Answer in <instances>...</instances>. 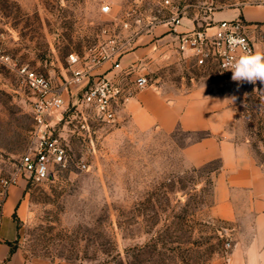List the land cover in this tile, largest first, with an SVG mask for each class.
Instances as JSON below:
<instances>
[{
	"label": "rangeland",
	"instance_id": "rangeland-1",
	"mask_svg": "<svg viewBox=\"0 0 264 264\" xmlns=\"http://www.w3.org/2000/svg\"><path fill=\"white\" fill-rule=\"evenodd\" d=\"M167 1L0 0V211L7 197H17L18 223L11 242L0 239V264H211L232 248L230 225L211 210L218 160L193 165L183 153L202 133L143 126L126 112V101L114 122L100 121L81 103L77 88L68 104L76 117L61 128L67 165L38 183L20 170V156L31 144L33 97L18 66L58 84L70 77L69 54L86 62L109 54L93 70L107 73L148 18L165 19L176 11L204 27L221 13L241 10L235 20L246 24L242 8L264 7V0ZM104 2L107 13L100 9ZM254 24L256 52L264 53V22ZM142 72L140 66L126 76L132 93L141 90L135 79ZM183 72L200 76L203 70L191 66ZM179 76L171 61H156L147 74L150 83L161 77L175 84ZM255 85L244 82V93L236 95L235 131L264 164V93ZM82 116L87 128L80 127ZM11 177L16 183L5 187Z\"/></svg>",
	"mask_w": 264,
	"mask_h": 264
},
{
	"label": "crops",
	"instance_id": "crops-1",
	"mask_svg": "<svg viewBox=\"0 0 264 264\" xmlns=\"http://www.w3.org/2000/svg\"><path fill=\"white\" fill-rule=\"evenodd\" d=\"M239 13L241 10L221 13L213 23L235 19ZM242 13L246 30L253 37L254 23L264 22V7L242 8ZM170 17L148 18L143 32L132 38L131 49L119 62L123 67L141 66L147 77L156 61H171L180 68L179 80L169 84L158 77L148 87L132 93L133 84L127 75H121L120 83L128 95L125 110L131 117L139 118L143 126L165 132L180 128L190 134L202 133L184 146L183 153L193 165L218 160V167L213 170L211 210L233 231L232 248L211 264H264V164L248 150V139H240L235 131V121L240 117L236 95L244 93V83L231 90L213 68L202 69L200 76L185 74L183 70L196 65L177 53L175 38L177 33L196 26L183 18L174 23ZM114 72L109 70L106 74ZM255 84L264 93V83ZM16 199L7 197L0 211V239L4 243L11 242L17 233L18 223L13 217Z\"/></svg>",
	"mask_w": 264,
	"mask_h": 264
},
{
	"label": "built area",
	"instance_id": "built-area-1",
	"mask_svg": "<svg viewBox=\"0 0 264 264\" xmlns=\"http://www.w3.org/2000/svg\"><path fill=\"white\" fill-rule=\"evenodd\" d=\"M165 3L168 1L165 0ZM100 9L103 13L109 12V3H102ZM175 13L176 11H173L170 20L179 23L180 18ZM124 27H127V23H124ZM239 39L246 43L247 51L256 53L255 41L247 32L245 24L235 19H222L204 27H194L177 33L175 49L180 56L192 59L197 67L213 68L223 77L225 84L234 90L238 82L231 79L232 73L228 65L245 51L235 46ZM108 58L109 54H100L86 62L75 53L69 54L70 77L58 84L27 65L17 67L22 82L30 89L33 97L31 144L19 160L20 170L32 182L50 180L57 168L65 167L68 163L67 143L64 141L61 128L76 117L68 112V104L69 94L77 88L82 87L78 91L80 101L92 110L96 119L104 122L116 120L117 111L128 96L119 77L128 75L137 68L123 67L117 61L111 66V70H115L112 75L93 71ZM149 85L145 74L136 77L137 88L143 89ZM79 124L81 128L88 127L84 116L81 117ZM80 167L85 168L86 164L81 163ZM40 170H43V175L40 174ZM16 181V177H11L4 180L3 185L8 187Z\"/></svg>",
	"mask_w": 264,
	"mask_h": 264
},
{
	"label": "clouds",
	"instance_id": "clouds-1",
	"mask_svg": "<svg viewBox=\"0 0 264 264\" xmlns=\"http://www.w3.org/2000/svg\"><path fill=\"white\" fill-rule=\"evenodd\" d=\"M245 49L244 53L235 60L230 61L228 68L232 73L231 79L239 84L244 82L255 84L257 81L264 83V53H252L247 51V45L242 40L236 41V45ZM232 101L235 97L231 98ZM43 175V170H40Z\"/></svg>",
	"mask_w": 264,
	"mask_h": 264
},
{
	"label": "trees",
	"instance_id": "trees-1",
	"mask_svg": "<svg viewBox=\"0 0 264 264\" xmlns=\"http://www.w3.org/2000/svg\"><path fill=\"white\" fill-rule=\"evenodd\" d=\"M15 215H13V217H14ZM12 251V250H11Z\"/></svg>",
	"mask_w": 264,
	"mask_h": 264
}]
</instances>
